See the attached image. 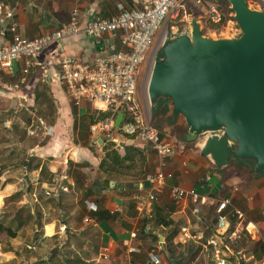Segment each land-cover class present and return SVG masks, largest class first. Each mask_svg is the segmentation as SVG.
<instances>
[{
  "label": "crops",
  "instance_id": "1",
  "mask_svg": "<svg viewBox=\"0 0 264 264\" xmlns=\"http://www.w3.org/2000/svg\"><path fill=\"white\" fill-rule=\"evenodd\" d=\"M4 1L16 9L19 31L26 37L57 30L70 20L74 11L79 25L84 26L92 19L108 17L136 3V0ZM185 17L188 19V13ZM5 35L0 26V36ZM104 46L122 47L117 34L111 33L105 36ZM59 47L77 57L92 58L95 54L93 41L80 31L48 45L26 74L23 60L16 63L13 76L0 74L2 84L10 83L6 81L8 77L25 76L21 87L7 93L0 104L13 106L28 102L31 105L35 86L44 82L57 106L49 124L39 117V122H34L32 116L26 124L19 116L14 118V123L23 127L24 132L17 141L15 131L0 132V212L6 199L18 193L14 217L22 224L17 236L10 238L7 249L1 250L0 243L2 261H12L17 249L20 253L17 264H156L151 253L157 254L162 264H168L167 239L175 246L176 255L181 254L186 262L185 256L199 248L203 252L207 238L216 234V207L226 198L229 228L223 253L233 256L234 260L227 257L229 264L238 263L234 252H239L246 264H260L264 253V175H254L247 163L240 165L236 161L217 170L200 154L195 141L184 140L183 130L186 132L187 128L183 117L169 123L167 112L162 116L167 122L159 129L163 139L173 147L163 168L172 175L165 177V185L152 208L153 216L148 218L146 211L137 210L134 197L148 191L144 176L157 170L155 152L130 138L119 140L114 136L121 153L124 145L145 149L146 173L136 177L131 172L106 174L98 169L104 154L102 144L107 140L98 142L105 137L90 130L88 116L95 109L92 104L85 101L73 104L60 83ZM78 115L86 122L84 130L75 126ZM48 127L52 128L50 134L45 133ZM31 129L35 134L28 133ZM3 135L8 136L7 142ZM172 185L194 190L196 196L187 194L175 203L169 195ZM88 202H93L96 210H89ZM27 209L32 219L26 217ZM0 215V221L4 220L3 214ZM85 218L89 221H84ZM13 223L17 225V221ZM145 225L150 228V235L141 232ZM182 229L185 237L180 241ZM133 232L136 237H132ZM28 238L32 241H27ZM129 246L137 250L128 252ZM103 250L109 257H102Z\"/></svg>",
  "mask_w": 264,
  "mask_h": 264
},
{
  "label": "built area",
  "instance_id": "2",
  "mask_svg": "<svg viewBox=\"0 0 264 264\" xmlns=\"http://www.w3.org/2000/svg\"><path fill=\"white\" fill-rule=\"evenodd\" d=\"M189 0H136L134 6L121 9L108 17L95 18L84 26H80L76 17V11L71 15L67 23H63L57 30L44 32L35 37H26L19 31V21L16 17V9L4 0H0V26L5 37L0 36V74L13 76L16 71V63L23 60L25 68L33 66L41 52L52 42L73 36L82 31L93 41L95 54L92 58L77 57L60 52L58 79L65 88L71 102L79 105L81 102H89L95 109L111 108V115L103 121L90 126L93 134H102L110 137L109 132L118 113H123L120 123V135L134 140L137 145L148 147L157 156V170L147 172L144 179L149 188L145 194H136V208L138 211H146V216L152 218V208L157 201L158 192L165 185V177L171 176L163 168L173 153V147L161 136V131L151 124L150 118L139 108L135 102L137 76L140 67L152 58L155 52V40L164 22L181 20L186 14ZM205 13L206 18L214 23L223 22L224 14L219 4L211 0H190ZM228 20L226 21L227 25ZM3 28V29H2ZM117 34L122 45L120 49L104 46L107 34ZM24 74L18 82L7 84L0 80V99L7 93L18 88L19 83L25 81ZM11 89V90H10ZM10 120L4 121V126L11 127ZM115 128V127H114ZM52 128L45 130L51 133ZM29 134H35L31 129ZM115 136V135H114ZM113 136V138H114ZM112 138V139H113ZM115 141V139H113ZM196 196L194 190H185L178 185L170 187L169 195L175 203H179L185 195ZM202 199H204L202 197ZM229 199L223 198L216 207V234L207 238L204 243L206 250H211L216 264H229L223 253L224 238L229 228V219L226 212ZM89 210H96L93 202L87 203ZM84 221H89L85 218ZM180 241L185 237L182 229ZM136 232L132 237H136ZM135 246H129L128 252L136 251ZM102 257H109L106 251H102ZM156 264H162L157 254H150ZM260 264H264L263 259Z\"/></svg>",
  "mask_w": 264,
  "mask_h": 264
},
{
  "label": "water",
  "instance_id": "3",
  "mask_svg": "<svg viewBox=\"0 0 264 264\" xmlns=\"http://www.w3.org/2000/svg\"><path fill=\"white\" fill-rule=\"evenodd\" d=\"M211 1L229 4L232 19L224 29L235 23L230 31L236 32L206 35L200 18L186 11L183 28L166 34L151 58V118L164 103L171 121L183 117L184 140L195 141L217 170L236 161L247 163L254 175H264V8H252L247 0ZM122 118L118 113L115 128ZM233 255L237 264H246L239 252ZM165 256L168 264H184L166 250Z\"/></svg>",
  "mask_w": 264,
  "mask_h": 264
},
{
  "label": "rangeland",
  "instance_id": "4",
  "mask_svg": "<svg viewBox=\"0 0 264 264\" xmlns=\"http://www.w3.org/2000/svg\"><path fill=\"white\" fill-rule=\"evenodd\" d=\"M247 2L249 6L252 8H261V9L264 8V0H247ZM187 6H188V10L186 11H188L190 15L197 16L202 21V24H203L202 31L204 34L216 38L218 36H230L231 34H234V32H236L234 30L230 31L232 30L231 28H234V29L236 28L235 23H230L229 26L226 29H224L226 22L225 24H223L224 22L219 23V24H214L210 22L204 15V12L200 11L190 0L187 2ZM224 6L226 10V16H227L226 21H227L230 18L232 19V13L229 8V4L227 2L225 3ZM184 24L185 23L180 20L173 21V22L171 21L164 22L161 25L160 32L157 35V38L155 40L156 42L155 45L156 46L160 45L162 38L166 34L170 35L172 32H176L177 30L182 29ZM151 66H152V62H151V57H150L149 60L148 59L145 60V62L142 64V66L139 69L138 76H137L135 102L139 105V108L150 118L151 124L159 129L160 128L159 126L165 124L166 120L162 116H158L156 119L151 118V111H150L149 102L147 98V83H148ZM18 79L15 77H8L6 81L10 82V84H13L15 82H18L17 81ZM39 83L41 85L38 84L37 86L38 96L37 98H35V92H34L33 95H34L35 100L31 105H28V102L26 103L24 102L25 104L16 103L12 106V104L5 105V102L3 103L1 102L0 104V132L6 131V130H12V131H15L16 135L14 136V138L16 139V141L22 138L23 133H24L22 132L23 127H20L16 123H14L15 121L14 118H16L17 116H19L22 120H25V124L30 123L31 121L30 118L32 116H33L32 118H34V122L37 121L38 117L42 118L46 124L53 122V116H55L54 114L57 111V106L55 104V98L53 97L51 91L49 90L50 87L46 85L47 83H44V82H39ZM20 84L21 83H19L18 88L19 86L21 87ZM33 113L35 115H33ZM75 119H76L75 126L78 125L80 126V128L84 130L86 127V122L84 121L83 116L78 115L75 117ZM5 120H10L9 122H12L13 125H11V128H7L4 126ZM28 120L29 122H27ZM114 135L119 140L125 139V137L122 135H119V134H114ZM3 137L6 139V142H7L8 136L3 135ZM16 200L17 198H15L14 196H10L9 198H7L6 203L4 207L1 208V212H0V214H3L4 220L5 218L9 220L6 222V224L11 225L12 227L16 226V223L11 222V220L14 218V214L16 211V206H17ZM22 236L24 237V235ZM9 240H10L9 237H6V236L1 237V243H2L1 249L5 250L8 248ZM30 240H31L30 238L27 239V241H30ZM14 252L17 254V256L14 257L12 261L4 262L2 261L3 256H0V264H17V257H19L20 253L18 252L17 249H14ZM185 260L189 264H215V261L211 257L209 250L204 249L203 252H200V248L193 251L192 254H188L187 256H185Z\"/></svg>",
  "mask_w": 264,
  "mask_h": 264
},
{
  "label": "trees",
  "instance_id": "5",
  "mask_svg": "<svg viewBox=\"0 0 264 264\" xmlns=\"http://www.w3.org/2000/svg\"><path fill=\"white\" fill-rule=\"evenodd\" d=\"M225 1L219 2V7L221 8L223 14H224V19H223V24H225L226 22V10H225ZM39 85H41L40 83H38ZM38 84L35 86V98H37L38 96V92H37V86ZM46 88V87H45ZM74 111V109H73ZM111 108H107L104 110L101 109H94L93 113L90 114L88 116V123L90 124V126L92 124H95L99 121H103L105 118L109 117L111 115ZM168 112V108L164 103H161L159 109L155 112L152 113V119H156L158 116H163V114ZM169 123L171 121L170 117H168L167 120ZM166 121V122H167ZM179 129V128H178ZM183 132L185 133V130H183ZM121 131L120 128H114L112 127L109 135L113 138L114 134H119L120 135ZM105 137V135H103ZM125 137V136H124ZM112 138H110L107 141H104L102 144V148L104 150V154L101 157V160L99 162L98 165V169L100 171H102L103 173H112V172H120V173H129L131 172L132 175L136 176V177H141L146 173V170L144 168L145 162H146V155H145V149L140 148L137 145H124L122 147L123 152L121 153L119 151L120 147L117 145V142H115ZM238 164H243V162H237ZM18 193H15L11 196H14L15 198H17ZM25 208H21V210L24 211ZM26 217L29 219H32V214L29 212V209L26 210ZM98 214V212H95V214ZM17 216L14 217L13 220H11L12 222L17 221V225L15 227H12L11 225L6 224V222L4 220L0 221V243H1V237L2 236H6L9 238H15L18 234V229L21 227V223L17 220ZM155 223H157L155 221ZM141 232L143 234H148L150 235L152 232L150 231V228L147 227L146 225L143 226ZM38 232L35 233V236L37 235ZM166 243H167V250L169 251V253L171 254V256L173 257H178L181 259V261L184 264H187L186 262H184L182 260L181 254L180 255H176L177 254V250L175 248V246H173V244L171 243V241H168L166 239ZM223 249H225V247H222ZM262 248V246H261ZM3 250V249H1ZM228 256L226 255V258ZM228 258L234 260L233 256H229Z\"/></svg>",
  "mask_w": 264,
  "mask_h": 264
},
{
  "label": "bare ground",
  "instance_id": "6",
  "mask_svg": "<svg viewBox=\"0 0 264 264\" xmlns=\"http://www.w3.org/2000/svg\"><path fill=\"white\" fill-rule=\"evenodd\" d=\"M19 191V190H18Z\"/></svg>",
  "mask_w": 264,
  "mask_h": 264
}]
</instances>
